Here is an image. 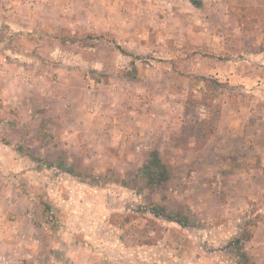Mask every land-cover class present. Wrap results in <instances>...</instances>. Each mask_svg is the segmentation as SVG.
Listing matches in <instances>:
<instances>
[{
  "label": "rangeland",
  "instance_id": "obj_1",
  "mask_svg": "<svg viewBox=\"0 0 264 264\" xmlns=\"http://www.w3.org/2000/svg\"><path fill=\"white\" fill-rule=\"evenodd\" d=\"M32 1L39 22L16 33L48 53L54 91L70 92L46 151L0 126V264H264V87L191 72L208 67L211 27L236 53L252 34L264 50V0ZM227 123L243 129V152L218 137ZM211 139L222 160L206 157ZM248 217L242 255L229 243Z\"/></svg>",
  "mask_w": 264,
  "mask_h": 264
},
{
  "label": "crops",
  "instance_id": "obj_2",
  "mask_svg": "<svg viewBox=\"0 0 264 264\" xmlns=\"http://www.w3.org/2000/svg\"><path fill=\"white\" fill-rule=\"evenodd\" d=\"M11 1L12 7L7 9V12H9V10L12 12L11 15H2L5 8H0V25L9 24L13 28V33L9 35L1 33L3 31L0 30L1 132L5 136L10 133L16 134L25 152L31 149V147H39L41 150L46 151L49 146V139L60 138V131L55 129V121L59 120V118H54L53 110L57 105H60L59 103L61 101L65 100V95L69 94L70 91L65 94L54 91V68L49 67L48 59L50 57H48V53L38 48L35 44H31V35L27 36V40H23L27 41V43H25L23 41L21 42V39H19L20 37H18L21 36V34L16 33L18 30H21L22 27H25V25L27 27L29 23L32 24L34 19L39 22L35 18L37 16L36 7L39 3L33 2L32 0H25V8L29 13H25L24 15L27 24L22 25L20 14L23 6L22 2L24 0ZM194 6L198 7L195 4ZM248 8H253V6H248ZM256 22L257 21H253V23ZM207 30L206 34L209 36L212 52L214 53L207 57L209 60L207 68L203 69L198 66L191 71L192 74L214 77L221 83L226 84L229 88L243 91L264 87V50H257L254 48V43L257 38H259V35H249L247 37L248 50H241L240 53H236L237 49H227L225 41H219L224 38L226 39L223 29L220 30L218 27H211ZM228 51L229 55H227ZM36 72H38L39 75L36 76ZM251 102L253 104L251 108L254 109V111L251 112V116H257L254 113L259 114V108H255V106L260 101L252 100ZM129 117L131 118L132 116ZM136 119L137 118H134V121H137ZM115 122L116 125H119L118 121ZM136 124H138V122H136ZM237 127L238 126L235 127L232 123H227L226 130L220 132L218 137L236 139L238 143H241L237 149V151L241 153L245 149L243 144L245 135L243 129H237ZM137 132H140L141 135L147 133L142 131L141 128L137 129ZM37 140L38 142L40 141V143L43 140L45 141L40 144L37 143ZM51 145H53V143H51ZM218 146L219 145L213 144V140L211 139V142L206 146V157L208 158L209 154H212V156H219L222 160L225 154ZM25 160V158H21L19 162L27 163L28 161ZM1 166H3V164H1ZM237 166L251 168L242 161L239 165H231L223 161H217L213 168L215 171L226 168V173H228L235 170ZM223 181L226 182L224 179ZM245 204H248L246 199Z\"/></svg>",
  "mask_w": 264,
  "mask_h": 264
},
{
  "label": "trees",
  "instance_id": "obj_3",
  "mask_svg": "<svg viewBox=\"0 0 264 264\" xmlns=\"http://www.w3.org/2000/svg\"><path fill=\"white\" fill-rule=\"evenodd\" d=\"M196 6L201 7V4L198 1L193 2ZM157 215L159 216H166L171 217V215L167 212H161V210L157 209ZM256 218L251 217L247 218V220L244 221V228L241 230V232L235 237L230 243L229 246H233L234 252H241L242 255H244V251L242 249V244L246 241H250L253 238V232L251 231L252 226H256L257 220ZM177 220L179 223H182L180 219H174Z\"/></svg>",
  "mask_w": 264,
  "mask_h": 264
}]
</instances>
